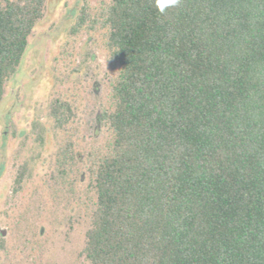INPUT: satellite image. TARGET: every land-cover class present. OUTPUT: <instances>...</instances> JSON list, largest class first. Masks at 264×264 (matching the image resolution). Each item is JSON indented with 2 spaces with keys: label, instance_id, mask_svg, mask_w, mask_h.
<instances>
[{
  "label": "trees",
  "instance_id": "1",
  "mask_svg": "<svg viewBox=\"0 0 264 264\" xmlns=\"http://www.w3.org/2000/svg\"><path fill=\"white\" fill-rule=\"evenodd\" d=\"M47 2L0 0V105ZM84 27L105 31L103 136L84 173L67 140L45 180L89 209L82 264H264V0H110Z\"/></svg>",
  "mask_w": 264,
  "mask_h": 264
},
{
  "label": "rangeland",
  "instance_id": "2",
  "mask_svg": "<svg viewBox=\"0 0 264 264\" xmlns=\"http://www.w3.org/2000/svg\"><path fill=\"white\" fill-rule=\"evenodd\" d=\"M109 1L48 0L20 71L6 88L0 105V264L84 262L89 209L67 193L54 195L45 180L67 140L84 173L86 155L103 136L91 120L110 105L105 31L75 28L84 8L93 18ZM55 99L75 107V122L65 130L50 118ZM23 165L28 174L15 190Z\"/></svg>",
  "mask_w": 264,
  "mask_h": 264
},
{
  "label": "clouds",
  "instance_id": "3",
  "mask_svg": "<svg viewBox=\"0 0 264 264\" xmlns=\"http://www.w3.org/2000/svg\"><path fill=\"white\" fill-rule=\"evenodd\" d=\"M180 0H157L158 7L163 14L165 7H172L178 5Z\"/></svg>",
  "mask_w": 264,
  "mask_h": 264
}]
</instances>
